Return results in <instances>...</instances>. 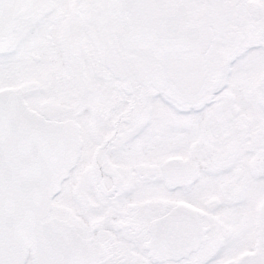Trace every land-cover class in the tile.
<instances>
[{
  "label": "snow or ice",
  "instance_id": "snow-or-ice-1",
  "mask_svg": "<svg viewBox=\"0 0 264 264\" xmlns=\"http://www.w3.org/2000/svg\"><path fill=\"white\" fill-rule=\"evenodd\" d=\"M0 264H264V0H0Z\"/></svg>",
  "mask_w": 264,
  "mask_h": 264
}]
</instances>
